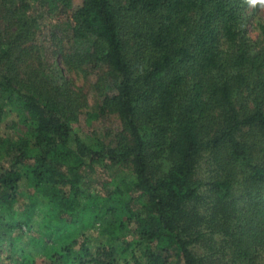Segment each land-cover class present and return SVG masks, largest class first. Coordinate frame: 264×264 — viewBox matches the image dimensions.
<instances>
[{"label": "trees", "instance_id": "16d2710c", "mask_svg": "<svg viewBox=\"0 0 264 264\" xmlns=\"http://www.w3.org/2000/svg\"><path fill=\"white\" fill-rule=\"evenodd\" d=\"M261 8L0 0V264H264Z\"/></svg>", "mask_w": 264, "mask_h": 264}, {"label": "rangeland", "instance_id": "374dc122", "mask_svg": "<svg viewBox=\"0 0 264 264\" xmlns=\"http://www.w3.org/2000/svg\"><path fill=\"white\" fill-rule=\"evenodd\" d=\"M82 3V0H74L75 7L79 6ZM42 20V25L44 26V30L47 31V29L51 28L52 22H56L57 17H48V16H43L41 18ZM260 23H264V7L261 8V11L259 15H257L255 18L252 19V21L249 22L247 25L248 29V35L251 38L257 39L261 33V28H260ZM262 37V36H261ZM76 81L77 84L80 86H84V90L86 91L88 95V103L90 108L95 107V105L98 102L99 95L97 94V90L95 88V84L97 81V76L95 74H92L91 76L88 77V79H84L81 75L77 76V74H71ZM118 123L117 119L115 117H112L110 119L104 120V121H97L96 125L98 127L99 131L104 132L106 128L108 127H114ZM90 125V124H89ZM80 126L85 128L86 126L88 127V123L86 121V115L81 116V123ZM110 173V171H107L106 169L102 167H96L94 169H89L87 171V176L85 179V186L86 188H89L90 190H98L100 188V185L102 184V181L104 180L105 176ZM22 202L25 203V199H22ZM22 202L19 204V207L22 208ZM42 207H39L38 211L35 213L33 217V224L35 225L34 229L32 230V233L38 234L41 233L39 229V226L42 224V221L44 220V213L40 211ZM90 236H92L93 240L100 241L104 239V235L100 234L98 229H93L89 231ZM42 235V234H41ZM55 234H50L49 238L56 239L57 237H54ZM58 236V235H57ZM133 231L130 232V235H127L126 239L130 240L133 238ZM0 250L2 251V255L6 256L8 255V249H7V243L5 242L4 245L0 244ZM8 261V260H7ZM13 262V261H12ZM10 264L11 261L9 262ZM7 263V264H9ZM15 263V262H14ZM134 263V261L132 262ZM141 264H146L145 263V258L141 257Z\"/></svg>", "mask_w": 264, "mask_h": 264}, {"label": "clouds", "instance_id": "9594fccd", "mask_svg": "<svg viewBox=\"0 0 264 264\" xmlns=\"http://www.w3.org/2000/svg\"><path fill=\"white\" fill-rule=\"evenodd\" d=\"M245 2L250 7H256L257 5H260L261 7H264V0H245Z\"/></svg>", "mask_w": 264, "mask_h": 264}]
</instances>
